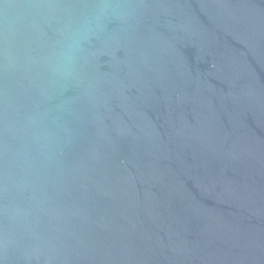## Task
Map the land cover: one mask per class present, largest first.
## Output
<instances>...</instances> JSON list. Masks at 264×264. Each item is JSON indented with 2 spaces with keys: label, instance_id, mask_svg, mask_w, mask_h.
Masks as SVG:
<instances>
[{
  "label": "water",
  "instance_id": "1",
  "mask_svg": "<svg viewBox=\"0 0 264 264\" xmlns=\"http://www.w3.org/2000/svg\"><path fill=\"white\" fill-rule=\"evenodd\" d=\"M0 264H264V0H0Z\"/></svg>",
  "mask_w": 264,
  "mask_h": 264
}]
</instances>
